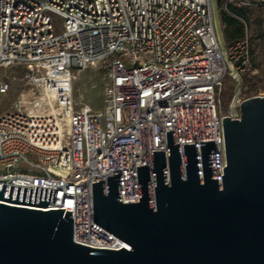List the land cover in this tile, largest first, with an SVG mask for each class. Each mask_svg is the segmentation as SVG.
Masks as SVG:
<instances>
[{
	"label": "built area",
	"instance_id": "1",
	"mask_svg": "<svg viewBox=\"0 0 264 264\" xmlns=\"http://www.w3.org/2000/svg\"><path fill=\"white\" fill-rule=\"evenodd\" d=\"M230 6L264 13V0H227L225 14L243 33L224 50L211 0H0V102L18 83L31 95L0 113V182L55 191L46 208L0 203L70 210L75 244L117 250L123 242L93 224L92 184L119 175L121 202L138 203L136 168L151 167V152L167 165L169 131L183 174V146L195 145L201 184L199 143H214L221 186L218 97L226 80L255 75L247 24ZM13 69L23 70L4 81ZM97 71L102 111L73 99L74 85L81 99L90 94Z\"/></svg>",
	"mask_w": 264,
	"mask_h": 264
},
{
	"label": "water",
	"instance_id": "2",
	"mask_svg": "<svg viewBox=\"0 0 264 264\" xmlns=\"http://www.w3.org/2000/svg\"><path fill=\"white\" fill-rule=\"evenodd\" d=\"M222 126L221 186L214 143H199L201 184L195 145L183 146V174L170 131L167 165L164 153L151 152V167L136 168L138 203L121 202L119 175L92 184L93 224L123 242L117 250L75 244L70 210L0 203V264H264V93ZM54 197L0 182V201L46 208Z\"/></svg>",
	"mask_w": 264,
	"mask_h": 264
},
{
	"label": "rangeland",
	"instance_id": "3",
	"mask_svg": "<svg viewBox=\"0 0 264 264\" xmlns=\"http://www.w3.org/2000/svg\"><path fill=\"white\" fill-rule=\"evenodd\" d=\"M212 11L214 17V27L218 40L221 47L225 50L227 44L231 43L235 39L228 41L226 36L234 33V28H227L223 22L224 18L227 17L225 14V3L226 0H211ZM53 24L59 27L61 20L55 16H52ZM244 20L247 24V28L250 37H263V50L259 51L254 45V55H253V73L259 76L261 83L257 87L256 95L250 93L247 86L248 76H243L241 82L234 84L230 80H226L224 86L222 87L219 94L220 104L218 106V111L221 116H230L233 118L238 117L240 104L249 98L259 96L264 90V13L256 9H247ZM239 38V37H238ZM237 39V38H236ZM23 69H13L10 71H2L5 76L3 80L10 82V75L20 73ZM21 84H14L12 89L1 99L0 102V113H5L14 108L15 103L20 101L27 103L31 100V95L25 91L19 89ZM93 90L89 95L85 96L83 99L78 96L77 90L74 85L73 99L77 101H83L85 104L89 105L93 111H102L104 107V93L103 89L105 86V76L102 71H97L94 75L93 80ZM77 108V107H75Z\"/></svg>",
	"mask_w": 264,
	"mask_h": 264
},
{
	"label": "trees",
	"instance_id": "4",
	"mask_svg": "<svg viewBox=\"0 0 264 264\" xmlns=\"http://www.w3.org/2000/svg\"><path fill=\"white\" fill-rule=\"evenodd\" d=\"M220 1V0H219ZM227 1V0H226ZM230 9L236 13V15H238L239 17L243 18L246 15V8H235L233 6H230ZM225 27L227 28H234V33L233 34H229V36H226L228 41H231L233 39L236 40V38L238 39V37H240L243 33V26L242 24L236 20L233 19L231 17H226L223 20ZM233 42V41H232ZM252 42L253 44L256 45V47L258 48L259 51L263 50V37L259 36V37H252ZM255 51V50H254ZM261 79L259 78V76L257 75H248L247 78V86H248V90L250 91V93H252V96H255L256 91H257V87L258 85L261 83Z\"/></svg>",
	"mask_w": 264,
	"mask_h": 264
}]
</instances>
